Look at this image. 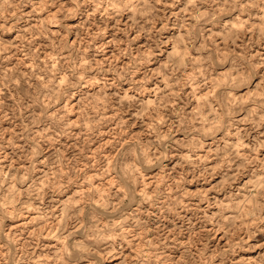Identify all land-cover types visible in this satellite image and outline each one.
I'll list each match as a JSON object with an SVG mask.
<instances>
[{
    "label": "rangeland",
    "instance_id": "1",
    "mask_svg": "<svg viewBox=\"0 0 264 264\" xmlns=\"http://www.w3.org/2000/svg\"><path fill=\"white\" fill-rule=\"evenodd\" d=\"M0 264H264V0H0Z\"/></svg>",
    "mask_w": 264,
    "mask_h": 264
}]
</instances>
